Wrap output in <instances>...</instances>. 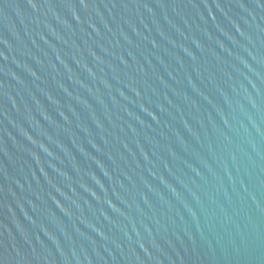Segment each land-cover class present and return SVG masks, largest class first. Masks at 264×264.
Segmentation results:
<instances>
[{
  "label": "water",
  "instance_id": "obj_1",
  "mask_svg": "<svg viewBox=\"0 0 264 264\" xmlns=\"http://www.w3.org/2000/svg\"><path fill=\"white\" fill-rule=\"evenodd\" d=\"M0 264H264V0H0Z\"/></svg>",
  "mask_w": 264,
  "mask_h": 264
}]
</instances>
